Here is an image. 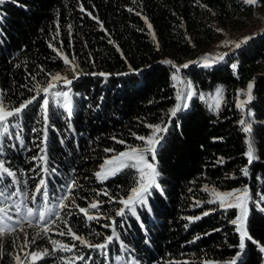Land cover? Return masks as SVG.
<instances>
[{
  "label": "trees",
  "instance_id": "trees-1",
  "mask_svg": "<svg viewBox=\"0 0 264 264\" xmlns=\"http://www.w3.org/2000/svg\"><path fill=\"white\" fill-rule=\"evenodd\" d=\"M81 3L99 18L120 51L108 42L109 37L100 31L99 24L79 10ZM260 3L264 5V0ZM19 4L27 7L15 3L0 5V12L3 13V23L0 24V40L3 41L0 43V93L7 98L4 101L6 107L33 94L21 85L31 86L34 83L29 73L39 72L37 65H42L51 73L65 66L48 47L49 43L59 47L62 41L69 59L73 55L76 57L78 70L113 74L107 81L98 76L81 75L71 85L73 93L79 94L74 99L76 114L72 117L75 133L67 130L64 118L60 116L61 110L53 109L56 112L53 122L59 131L50 133L48 146L52 164L58 173L50 179L49 187L55 190L76 177L80 188L73 195L76 203L85 208L92 199H107L95 197L91 189L107 188L115 193L120 190L117 185L127 188L132 182L133 176L128 174L130 170L103 184L93 176L103 160L113 155L105 153V148H114L117 152L125 150V145L116 144L111 137L122 139L128 145L142 146L143 141L136 140L131 133L147 136L151 130L144 124L166 120L168 110L175 106L177 88L173 87L174 81L171 80L174 69L161 61L170 59L177 65L197 61L195 58L200 51L207 48L217 35L214 23L225 25L252 12V7L243 4L242 0H19ZM128 8L134 11L129 12ZM141 16L152 25L151 31ZM57 24L61 26L60 35L53 39ZM69 25L72 26L71 37ZM153 33L156 40L152 38ZM237 60L239 67L234 73L230 63ZM129 66L138 71L130 72ZM116 73L129 75L117 76ZM182 75L194 82L196 91L203 92L205 99L193 98L189 108L178 114L175 122L180 127H172L159 148L160 180L165 196L161 197L159 192L152 196L153 215L145 211L140 213L147 233L141 230L134 218L121 221L115 217L114 209L119 205L105 203L102 208L89 210L92 214H102L101 219L91 222L75 209L71 216L68 215V208L61 210L62 219L69 220L81 234L89 231L110 234L109 229L102 227L108 223L103 217L118 221L117 231L129 247V252H123L120 242H117L110 246L111 259L105 260L98 251L90 252L76 242L75 251L92 255L94 264H126L125 257L131 260V264H169V261L203 264L206 259L226 261L234 254L229 245L238 243V234L229 221L239 210L225 212L218 205L207 203L195 207L193 198L201 201L210 198L202 191L204 185L228 191L247 184L249 194L255 200H259L260 194L264 193V35H257L236 54L212 69L192 64L182 69ZM37 79L46 81L47 77L41 74ZM250 81H254V99L245 105V111L248 108L254 111V137L260 159L251 166V175L246 178L240 173V169L247 164L244 156L246 134L238 123L244 113L236 107V93L246 90ZM218 86L223 89V100L220 109L216 110L209 96L214 95ZM20 92L24 96H20ZM101 95L105 99L99 110H94L90 106L99 103ZM22 124L27 148L8 149L6 155L14 169L27 171L33 166L30 158L37 151L35 143L38 136L31 129L40 127L38 106L29 108ZM218 158H223L224 162L217 163ZM232 176L235 178H227ZM20 179L28 180V176L22 175ZM28 183L31 185L33 181L28 180ZM66 204L70 206L71 198ZM213 208L216 210L185 230L184 225L188 222L183 217L201 215ZM249 209L247 227L251 236L264 244V213L251 202ZM121 223L125 226L120 227ZM213 229L221 231L212 232ZM61 230L66 231L61 221L51 225V239L71 242L70 237L57 234ZM38 232L40 236H37ZM207 232L212 234L203 236ZM25 235L30 240L36 236L37 243L21 251L19 247H14L13 242L22 244ZM197 235L203 238L188 243ZM89 238L93 242L101 240L96 236ZM145 238L150 241L147 245ZM0 242L4 246L0 264H15L13 257L16 255L25 260V251H51L52 248L48 237L42 234V226L29 227L27 224L23 231L17 228L15 232L0 236ZM71 255L52 253L35 264H61V257ZM117 256L121 259L116 260ZM262 257L264 254L248 243L245 264H264ZM26 264L31 262L26 260Z\"/></svg>",
  "mask_w": 264,
  "mask_h": 264
},
{
  "label": "snow or ice",
  "instance_id": "snow-or-ice-1",
  "mask_svg": "<svg viewBox=\"0 0 264 264\" xmlns=\"http://www.w3.org/2000/svg\"><path fill=\"white\" fill-rule=\"evenodd\" d=\"M135 2V0H133ZM6 3H15L21 7H27L26 5H20L19 0H0V5ZM242 3L249 6H260V0H242ZM79 10L89 18L94 19L97 24L100 25V31H103L105 35L109 37L108 42L113 44L117 51H120L119 45L111 39V34L104 28L103 23L98 17L93 16L91 12H88L84 8L83 4H80ZM129 12H133L132 8L127 9ZM141 15L140 12L136 13ZM145 20L149 31L152 30V25L148 22L146 17L141 16ZM83 19V17H81ZM3 23V13L0 12V24ZM71 25L68 26L69 36L71 37ZM61 26L56 25L55 36L59 37ZM222 31V30H217ZM264 35V31L260 33ZM257 37L256 33L251 36H245L236 41H224L221 46H231L230 52L217 53L215 55H204L197 61H188L183 65H177L170 59H165L161 63L170 65L174 72L171 76V80L177 84H182L183 87L177 89L176 92V104L168 110L166 120H162L157 124L145 123L144 127L149 128L150 134L147 136H141L136 133L131 135L136 139L143 141L142 146L128 145L126 141L111 137L116 144L125 145V150L117 152L114 148H105V153H113L111 157L105 158L102 164L99 166V170L93 173L95 180L99 183H105L110 179L117 178L123 174L125 170H130L129 175L133 176L131 184L124 188L121 185H117L120 189L115 193H111L107 188L103 190L91 189L95 197H107L106 200L92 199L87 204V208L81 207L76 203V197L73 195L80 188L79 181L76 177H72L65 183L61 184L57 189L50 190V179L58 173V169L53 166L48 140L51 132L59 131L53 122V116L56 115L54 107L60 109V116L64 118L67 130L75 133L72 117L75 113L74 99L78 96V93H73L71 85L75 80L79 79L81 75H91L93 77H101L107 81L113 74L105 72H84L79 69V65L75 63L76 57L73 55L71 60L64 52L63 42H60V46L56 47L53 43H49L48 47L56 53V55L63 61L64 65L69 66L73 73L72 79L62 76L59 72H48L42 65H37L39 72L32 74L29 73L32 85H21V88L26 89L32 95L20 100L17 104L6 107L4 101L7 99L3 93H0V236L15 232L17 228L23 231L24 225L29 227L35 225L37 227L42 226V234L48 237L49 242L52 245L51 251L44 249L42 251L31 250L25 252V260H22L19 255L13 257L15 264H26V260L31 264H35L42 257L51 255L52 253L63 252L72 253L71 256L61 257V264H94V258L92 255H85L83 252L75 251L77 243L79 247L86 248L90 252L98 251L99 254L105 259L110 260V246L120 242L119 247L123 252H129V247L122 241V236L117 231V223L112 217L104 216V219L108 220V223L102 225V227L109 229L110 234H103L99 232H91L81 234L78 233L70 224L67 219H62L61 210L68 208V215H73V209L76 212L83 214V217L87 221L99 220L102 218L101 213L92 214L89 210H96L102 208L103 204L119 205L114 209L115 217H119L121 221L127 220L129 217L134 218L138 223L142 231L147 233V226L144 223L143 217L140 215L141 211L147 212L150 216L153 215V209L150 200L155 192H159L161 197L165 196L162 188V182L160 180L162 171L160 170V162L158 159L159 148L163 146V141L166 139L167 133L172 127H180L175 121L178 118V114L189 108L190 102L194 97L204 100L205 94L203 92H197L194 82L187 80L182 75V69L189 68L190 65L196 64L203 69H212L219 62H224L227 57L232 54H236L237 50L242 49L251 40ZM153 40H156L153 33ZM3 41L0 40V43ZM71 46V38L69 40V47ZM157 48L159 44L157 42ZM123 59L127 63L123 53H121ZM93 66L94 60L89 57ZM20 65H17L19 67ZM239 67V61H233L230 63V68L233 72H237ZM130 72H137L138 70L132 69L129 66ZM43 74L47 77V80H38L37 77ZM117 76H127L129 73H116ZM254 81H250L246 85V90H240L236 93L237 102L236 107L243 113L244 117L239 120L241 130L246 134L245 144L246 152L244 156L247 158V164L240 169V173L243 177H249L251 175V166L259 161V155L256 149L255 137H254V111L248 108L245 111V105H248L253 101ZM246 96V99L239 100L240 95ZM20 96H24L23 92L19 93ZM87 99V97H84ZM105 97L101 95L99 97V103L94 107V110H99L100 105L103 103ZM209 99L215 101L214 107L219 110L221 102L223 100V89L217 87L214 95H210ZM32 106H38L39 108V128H32L31 131L34 135L38 136V142L35 143L37 149L36 153L30 158V162L33 165L27 171L23 169H14L7 159V150H15L17 147L21 150L27 148L26 137L24 136L25 128L22 124V120L25 117L26 112ZM210 107H212L210 105ZM61 143H64L61 139ZM150 156V159H149ZM223 158H218L217 163H223ZM27 175L28 180H32L33 183L29 185L28 180H22L20 177ZM235 178V176L227 177ZM87 179V177H85ZM191 192L192 190L189 189ZM202 191L208 194L210 198L201 201L193 198V206L202 207L204 203L218 205L219 209L228 211L230 209H238L239 212L235 218L229 221L234 226V231L238 234V243L236 245H229L234 250V254L226 261L220 262L212 259H206L203 264H245L244 257L247 254L248 243L255 246L258 252L264 254V244L257 241L250 234V229L247 227L249 220V203L251 202L256 209L261 213H264V193L260 194L259 200L253 199L250 196V189L247 184L240 188H234L228 191H220L215 186L209 188L208 185H204ZM71 198L70 206L66 204ZM86 201L87 197H83ZM34 206V207H33ZM216 209H210L204 211L201 215L186 216L183 217L188 223L184 225L185 230L189 225L199 221L203 216H207L210 212ZM57 221H61L64 224L66 231L61 230L57 233L61 237H70L69 243H65L60 240L51 239L50 226ZM124 224H120V227H124ZM221 231L220 229H213L212 232ZM211 232L204 233L203 236L211 235ZM41 233L38 232L37 236ZM90 236L100 237V242H93ZM201 235H197L192 241L188 243H195L197 240L202 239ZM37 237H31V240L27 235L24 236L23 242L20 245H16L13 242L14 247H19L21 251L26 248H30L31 245H36ZM144 243L147 245L150 241L145 238ZM4 246L0 242V258L3 257ZM11 255V253H8ZM121 257L117 256L116 260H120ZM264 259V257H262ZM126 264H131V260L125 257ZM169 264H177L175 261H169ZM186 264V262H185Z\"/></svg>",
  "mask_w": 264,
  "mask_h": 264
},
{
  "label": "rangeland",
  "instance_id": "rangeland-1",
  "mask_svg": "<svg viewBox=\"0 0 264 264\" xmlns=\"http://www.w3.org/2000/svg\"><path fill=\"white\" fill-rule=\"evenodd\" d=\"M251 7H252L251 13L244 14L233 22L226 23L225 25L214 23L217 35L215 36L213 42L207 48L202 49L199 55L195 59L199 60L200 57L206 54L215 55L217 53L230 52L231 46L229 47L221 46L224 41L238 42L243 37L251 36L253 33L260 35V33L264 31V5L260 3V6H251ZM217 30H222V31H217ZM57 72H59L62 76H66L67 78L72 79L73 73L69 66L65 65ZM180 87H183V85L182 84L176 85L177 89ZM244 99H246V96L241 94L239 100L242 101ZM218 190L225 191L222 189H218Z\"/></svg>",
  "mask_w": 264,
  "mask_h": 264
}]
</instances>
